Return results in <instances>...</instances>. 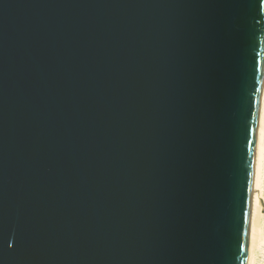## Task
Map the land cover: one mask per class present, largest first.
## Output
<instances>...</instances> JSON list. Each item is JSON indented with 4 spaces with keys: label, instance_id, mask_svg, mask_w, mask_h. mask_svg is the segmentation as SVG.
<instances>
[{
    "label": "water",
    "instance_id": "1",
    "mask_svg": "<svg viewBox=\"0 0 264 264\" xmlns=\"http://www.w3.org/2000/svg\"><path fill=\"white\" fill-rule=\"evenodd\" d=\"M262 0H0V264H247Z\"/></svg>",
    "mask_w": 264,
    "mask_h": 264
},
{
    "label": "bare ground",
    "instance_id": "2",
    "mask_svg": "<svg viewBox=\"0 0 264 264\" xmlns=\"http://www.w3.org/2000/svg\"><path fill=\"white\" fill-rule=\"evenodd\" d=\"M264 85L263 93L261 98V110H260V124H259V137L257 146V159L255 169V180H254V196H253V207H252V224H251V236L247 264H253L254 254L256 249L264 250V232H263V215H264V204L261 190V160L262 152L264 151Z\"/></svg>",
    "mask_w": 264,
    "mask_h": 264
},
{
    "label": "rangeland",
    "instance_id": "3",
    "mask_svg": "<svg viewBox=\"0 0 264 264\" xmlns=\"http://www.w3.org/2000/svg\"><path fill=\"white\" fill-rule=\"evenodd\" d=\"M264 148V147H263ZM264 150V149H263ZM262 159L261 161V176H260V181H261V186L262 183H264V151L262 152ZM262 190V196H263V204H264V188L261 187ZM263 232H264V215H263ZM253 264H264V250H258L256 249V253L254 254V261Z\"/></svg>",
    "mask_w": 264,
    "mask_h": 264
},
{
    "label": "snow or ice",
    "instance_id": "4",
    "mask_svg": "<svg viewBox=\"0 0 264 264\" xmlns=\"http://www.w3.org/2000/svg\"><path fill=\"white\" fill-rule=\"evenodd\" d=\"M262 3H264V0H262ZM262 188H264V183H262Z\"/></svg>",
    "mask_w": 264,
    "mask_h": 264
}]
</instances>
